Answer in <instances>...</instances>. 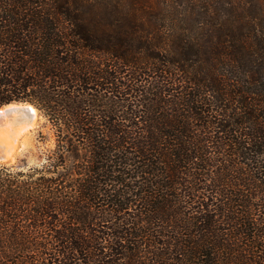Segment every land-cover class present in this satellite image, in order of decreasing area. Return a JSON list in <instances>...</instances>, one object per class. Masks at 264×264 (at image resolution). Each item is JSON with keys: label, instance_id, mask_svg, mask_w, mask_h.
Returning a JSON list of instances; mask_svg holds the SVG:
<instances>
[{"label": "trees", "instance_id": "trees-1", "mask_svg": "<svg viewBox=\"0 0 264 264\" xmlns=\"http://www.w3.org/2000/svg\"><path fill=\"white\" fill-rule=\"evenodd\" d=\"M56 147L0 164V264H264V0H0V108Z\"/></svg>", "mask_w": 264, "mask_h": 264}, {"label": "rangeland", "instance_id": "rangeland-1", "mask_svg": "<svg viewBox=\"0 0 264 264\" xmlns=\"http://www.w3.org/2000/svg\"><path fill=\"white\" fill-rule=\"evenodd\" d=\"M38 114L39 118L35 121V127L30 132L31 128L27 131V138L21 142L19 147L21 150L17 151L14 160L7 164L1 162L0 164L27 171L32 167H40L41 164L46 162L47 156L55 150L56 138L52 126L40 111Z\"/></svg>", "mask_w": 264, "mask_h": 264}, {"label": "bare ground", "instance_id": "bare-ground-1", "mask_svg": "<svg viewBox=\"0 0 264 264\" xmlns=\"http://www.w3.org/2000/svg\"><path fill=\"white\" fill-rule=\"evenodd\" d=\"M21 110L29 111L34 119V124H36L35 121L39 118V111L37 112L35 108L30 106L11 104L0 110V118L2 117V122H0V151L3 152V155H0V162L3 164L10 163L14 160L17 151L20 149L21 142L27 138V131L34 126L29 123L25 127L19 128L21 130L19 134H13L15 131L13 130L14 123L20 117L19 113ZM8 114H12L11 118H9Z\"/></svg>", "mask_w": 264, "mask_h": 264}, {"label": "water", "instance_id": "water-1", "mask_svg": "<svg viewBox=\"0 0 264 264\" xmlns=\"http://www.w3.org/2000/svg\"><path fill=\"white\" fill-rule=\"evenodd\" d=\"M11 104H14V105H22V106H30L32 108H35L32 104L30 103H27V102H14V103H10L8 105H11ZM8 105H5L3 106L2 108L4 107H7ZM0 108V110L2 109ZM36 109V108H35ZM11 115L12 114H8L9 118H11ZM19 118H17L16 122L14 123L15 126L13 127L15 130L13 132L14 135H16V133H20L21 130H19V128L21 127H25L26 125H28L29 123L33 124L34 125V119L32 118V114L27 111V110H21V112L19 113ZM12 121V120H11ZM10 121V122H11ZM0 122H2V117L0 118ZM36 125V124H35ZM35 126H33L29 132L34 128ZM0 155H3V152L0 151Z\"/></svg>", "mask_w": 264, "mask_h": 264}]
</instances>
